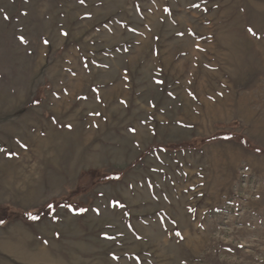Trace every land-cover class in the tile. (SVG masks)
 Segmentation results:
<instances>
[{
  "label": "rangeland",
  "instance_id": "374dc122",
  "mask_svg": "<svg viewBox=\"0 0 264 264\" xmlns=\"http://www.w3.org/2000/svg\"><path fill=\"white\" fill-rule=\"evenodd\" d=\"M0 149V264H264V0H0Z\"/></svg>",
  "mask_w": 264,
  "mask_h": 264
},
{
  "label": "snow or ice",
  "instance_id": "6c2138e0",
  "mask_svg": "<svg viewBox=\"0 0 264 264\" xmlns=\"http://www.w3.org/2000/svg\"><path fill=\"white\" fill-rule=\"evenodd\" d=\"M5 19H7V17H5ZM249 31H251V29H249ZM21 42L22 43L24 42L23 37H21ZM45 43H47V42H45ZM2 150L3 149H0V151H2ZM114 206H119V205H114ZM47 208L49 210L53 211V212L55 211V206L53 204H51V203L47 205ZM86 211H87V209H80L81 213L86 212ZM29 218L32 219V220H39L40 216H39V214H37L35 216L29 214ZM113 258L115 259V257H113Z\"/></svg>",
  "mask_w": 264,
  "mask_h": 264
},
{
  "label": "trees",
  "instance_id": "16d2710c",
  "mask_svg": "<svg viewBox=\"0 0 264 264\" xmlns=\"http://www.w3.org/2000/svg\"><path fill=\"white\" fill-rule=\"evenodd\" d=\"M7 212L8 211H6V208H0V219H3V220H0V223L4 221Z\"/></svg>",
  "mask_w": 264,
  "mask_h": 264
}]
</instances>
